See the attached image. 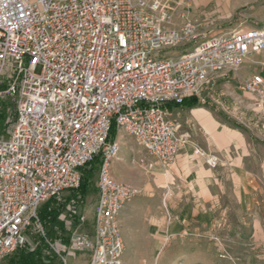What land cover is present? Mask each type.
I'll return each mask as SVG.
<instances>
[{
	"label": "built area",
	"instance_id": "built-area-1",
	"mask_svg": "<svg viewBox=\"0 0 264 264\" xmlns=\"http://www.w3.org/2000/svg\"><path fill=\"white\" fill-rule=\"evenodd\" d=\"M171 17L160 0H0V78L14 70L0 99L15 103L11 131L0 136V260L23 245L35 220L41 226V203L77 188L99 156L92 226L73 233L69 254L125 264L118 216L141 188L112 172L120 153L113 128L173 163L187 138L167 104L203 97L264 53V26L202 36L197 21L175 29ZM243 87L264 113V76L253 72Z\"/></svg>",
	"mask_w": 264,
	"mask_h": 264
},
{
	"label": "rangeland",
	"instance_id": "rangeland-1",
	"mask_svg": "<svg viewBox=\"0 0 264 264\" xmlns=\"http://www.w3.org/2000/svg\"><path fill=\"white\" fill-rule=\"evenodd\" d=\"M160 1L170 8L172 17L168 25L175 27L178 21L176 11L182 0ZM260 3L264 4V0L248 2L226 21L216 19L217 13L213 12L218 9L212 4L206 8L204 14L207 15L200 22L201 35L210 36L240 27L235 25L239 18L246 20L247 28L254 25L255 17L247 14L255 10L253 5ZM187 47L179 45L170 52L180 53ZM263 70L264 67L254 59L236 74L219 79L203 97H193L196 98L193 104H184L183 101L168 106L171 119L179 132L186 136V145L191 146L188 161L180 167L160 161L150 155L133 135L115 130L112 139L121 142L119 157H123L116 163L123 162L125 170L121 173L126 175L125 180L141 188L139 195L124 204L119 217L128 228L123 253L125 264H264V154L260 176L251 183L255 186L254 199L241 201L238 199L239 186L224 167L228 165H223L221 156L209 149L212 147L211 136L233 130L261 144L264 152V113L255 105L254 97L238 92L243 78ZM13 72L12 67L4 70L0 90L6 87ZM194 108L204 109L207 118L213 121L212 127H206L205 117H198L199 121L196 119ZM14 117L13 100L1 98L0 136L11 131ZM197 149L217 156L219 165L210 167ZM97 166L91 173L88 169L83 171V176L89 175L85 195H81L77 187L41 203L38 209L41 226L35 220L26 230L23 245L3 257L0 264H21L22 254L37 246L42 248L37 264H64L73 233L92 226ZM62 204L64 206L60 207ZM53 207L62 209L55 222L47 220L46 223L40 212ZM83 256L74 252L71 263L86 264L87 261L81 259Z\"/></svg>",
	"mask_w": 264,
	"mask_h": 264
},
{
	"label": "crops",
	"instance_id": "crops-1",
	"mask_svg": "<svg viewBox=\"0 0 264 264\" xmlns=\"http://www.w3.org/2000/svg\"><path fill=\"white\" fill-rule=\"evenodd\" d=\"M251 1L258 3L261 0H182L178 6V10L176 11L177 12L176 17L178 21L176 22V26L172 28L179 29L182 26L185 18L197 21L199 24L200 22L202 23L203 21L202 19H204L203 17H206L207 15L204 14L206 13L204 11H206V8L213 6L212 4H215L213 6L214 9H218V12L217 11L213 12L214 14L217 13L216 19L220 21L229 20L235 15L236 9H238L241 6H244L245 4ZM253 8L255 10L252 13L247 14L255 17L254 25L250 27L264 26V13H263L264 11L262 10L264 8V4L260 3L258 5H253ZM243 20L244 18H239L238 23H235V25L240 26L237 28H247L245 26L246 20L245 21ZM212 31L213 30H211L209 33H211ZM257 55H255L256 58L254 57L255 60L261 61L264 59V53ZM244 66L245 65H243L241 69ZM260 73L264 76V70ZM244 82H245V78L242 79L241 90H239L238 92L244 94L245 96L249 95L255 98L256 96L254 94L248 93L244 90L243 87ZM193 112L197 115L196 119L198 121L201 120L202 117H205L206 127L207 128H209L210 126L212 127L211 124H213V121L210 117L207 118V115L205 114L203 108H194ZM198 117L201 119H199ZM211 142H212V147H210L209 149L213 153H216L219 156H221V163L223 165H228V166H224L225 169L227 168L229 170L228 176L231 177V179L239 186L238 199L241 201H248L250 199H254L255 186L254 185L252 186L251 183H254L256 177L260 176L261 165H262L261 162L263 160L262 156L264 154L262 150L263 148L262 145L259 143L257 144L251 138H248V136L245 135L244 133H237L233 130H225L223 131L222 134L218 136L216 134L211 136ZM119 145L121 150L122 148L121 142ZM190 154H191V146L185 144L184 147L181 149L178 157L173 162L174 165L176 167H180L182 164L186 163L188 161ZM122 159L123 157L121 155L119 159H117L116 161ZM116 161L112 166V172L115 177L125 180L126 175H123L121 173L123 170H125L124 163L120 161L116 163ZM96 200H97V196H96ZM119 217L120 214L118 216V223L120 226L124 243H126V239L128 236V230H127L128 228L126 227L124 221L122 220L120 221ZM83 257L84 259L82 257L81 259L83 260V262H86L87 258L85 256ZM67 260L69 262H72L74 259L72 256L69 255L67 257Z\"/></svg>",
	"mask_w": 264,
	"mask_h": 264
},
{
	"label": "trees",
	"instance_id": "trees-1",
	"mask_svg": "<svg viewBox=\"0 0 264 264\" xmlns=\"http://www.w3.org/2000/svg\"><path fill=\"white\" fill-rule=\"evenodd\" d=\"M194 102H196V98H186L184 100V104H193ZM168 106H171L172 103H168L167 104ZM115 130L116 128H113L111 134H110V138L114 137L115 135ZM100 161V157H96V159L89 163L88 165H86L84 168H83V171L85 169H88V173L91 171H93V169H95L96 165L99 163ZM88 178H89V175L87 176H82L81 178V182H80V185L78 186L79 187V191L81 193V195H85V193L87 192V184H88ZM64 205L62 204L60 207H63ZM62 209V208H61ZM60 208L58 207H53L51 209H48V208H44L41 210V217L42 219L47 223V220H52L53 222H55L57 220V217L61 211ZM42 242L44 243V245L46 246V241L44 239H42ZM42 256V248L40 246H37L35 248H33L32 250L30 251H27L24 253V255L22 254L21 256V264H37V262L39 260V257ZM53 257H51L52 259Z\"/></svg>",
	"mask_w": 264,
	"mask_h": 264
},
{
	"label": "bare ground",
	"instance_id": "bare-ground-1",
	"mask_svg": "<svg viewBox=\"0 0 264 264\" xmlns=\"http://www.w3.org/2000/svg\"><path fill=\"white\" fill-rule=\"evenodd\" d=\"M118 144H119V142H118ZM119 146H120V145H119ZM69 255L73 257V254H72V253L68 254L67 257H68ZM67 257H66V259H67Z\"/></svg>",
	"mask_w": 264,
	"mask_h": 264
}]
</instances>
